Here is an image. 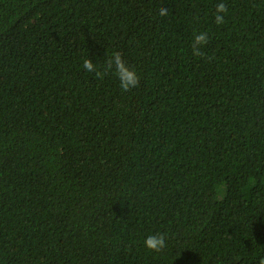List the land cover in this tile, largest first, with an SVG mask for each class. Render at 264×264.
Instances as JSON below:
<instances>
[{
  "label": "trees",
  "instance_id": "16d2710c",
  "mask_svg": "<svg viewBox=\"0 0 264 264\" xmlns=\"http://www.w3.org/2000/svg\"><path fill=\"white\" fill-rule=\"evenodd\" d=\"M261 256L264 0H0V264Z\"/></svg>",
  "mask_w": 264,
  "mask_h": 264
},
{
  "label": "clouds",
  "instance_id": "9594fccd",
  "mask_svg": "<svg viewBox=\"0 0 264 264\" xmlns=\"http://www.w3.org/2000/svg\"><path fill=\"white\" fill-rule=\"evenodd\" d=\"M168 9L162 6L158 15L161 17L168 15ZM227 13V7L225 3L220 2L216 5L215 9V22L220 25L225 22V14ZM209 41V35L207 32H199L193 37L192 51L194 56L204 57L206 54L201 51V48L205 46ZM83 67L89 72H95L97 77H102L106 72L113 71L119 80L120 87L123 91L127 92L131 88H135L139 84V76L134 68L129 66L121 52L119 50L113 51L107 58L103 71L98 69L97 64L92 61L91 58L83 60ZM144 246L150 251L159 252L166 247V233L157 232L145 237ZM258 264H264V256L259 258Z\"/></svg>",
  "mask_w": 264,
  "mask_h": 264
},
{
  "label": "rangeland",
  "instance_id": "374dc122",
  "mask_svg": "<svg viewBox=\"0 0 264 264\" xmlns=\"http://www.w3.org/2000/svg\"><path fill=\"white\" fill-rule=\"evenodd\" d=\"M207 195H208V197H211V194L209 192L207 193Z\"/></svg>",
  "mask_w": 264,
  "mask_h": 264
}]
</instances>
